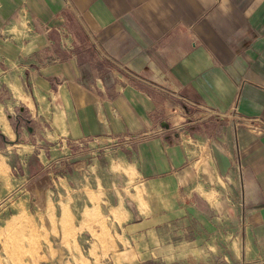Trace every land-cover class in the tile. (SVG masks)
<instances>
[{
  "label": "crops",
  "instance_id": "obj_1",
  "mask_svg": "<svg viewBox=\"0 0 264 264\" xmlns=\"http://www.w3.org/2000/svg\"><path fill=\"white\" fill-rule=\"evenodd\" d=\"M0 70L148 253L264 264V0H0Z\"/></svg>",
  "mask_w": 264,
  "mask_h": 264
},
{
  "label": "rangeland",
  "instance_id": "obj_2",
  "mask_svg": "<svg viewBox=\"0 0 264 264\" xmlns=\"http://www.w3.org/2000/svg\"><path fill=\"white\" fill-rule=\"evenodd\" d=\"M1 73L0 264H179L177 255L148 253L141 233L119 228L122 207L112 199L107 206L82 173L62 165L49 174L40 160L56 156L54 144L49 136L39 143L42 135L30 134L24 117L16 120L28 113L27 101L12 99ZM17 126L18 137L10 129ZM173 242L177 248L178 236Z\"/></svg>",
  "mask_w": 264,
  "mask_h": 264
},
{
  "label": "built area",
  "instance_id": "obj_3",
  "mask_svg": "<svg viewBox=\"0 0 264 264\" xmlns=\"http://www.w3.org/2000/svg\"><path fill=\"white\" fill-rule=\"evenodd\" d=\"M48 151H49V150H43V149H41V150H40V154L43 155V154L46 152V157H48V156H50V155L48 154Z\"/></svg>",
  "mask_w": 264,
  "mask_h": 264
}]
</instances>
